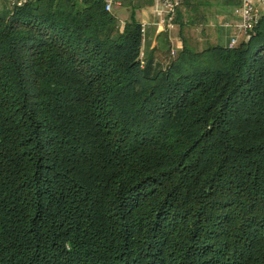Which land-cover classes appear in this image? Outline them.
<instances>
[{"label": "trees", "instance_id": "1", "mask_svg": "<svg viewBox=\"0 0 264 264\" xmlns=\"http://www.w3.org/2000/svg\"><path fill=\"white\" fill-rule=\"evenodd\" d=\"M128 3L0 0V264H264V13L196 50Z\"/></svg>", "mask_w": 264, "mask_h": 264}, {"label": "built area", "instance_id": "2", "mask_svg": "<svg viewBox=\"0 0 264 264\" xmlns=\"http://www.w3.org/2000/svg\"><path fill=\"white\" fill-rule=\"evenodd\" d=\"M33 1L36 0H10L11 5L16 7H23ZM104 3L106 11L111 12L113 7L118 4V1L104 0ZM181 3L182 0H155V12L160 14L159 27L163 28L165 26L171 30L175 29V12ZM235 13L239 18V23L232 25L236 31L230 42V46L232 47L236 46L241 38L249 37L261 15L264 13V0H240V5L235 10ZM225 26L231 27L229 24ZM172 54L175 55L176 51L174 50Z\"/></svg>", "mask_w": 264, "mask_h": 264}, {"label": "crops", "instance_id": "3", "mask_svg": "<svg viewBox=\"0 0 264 264\" xmlns=\"http://www.w3.org/2000/svg\"><path fill=\"white\" fill-rule=\"evenodd\" d=\"M118 1V0H117ZM155 1V0H154ZM219 2L216 4V6H218L217 8V13L218 15L214 17V19L212 21H210L209 25H207L208 27L211 26V28H215L217 29V31L215 32H210L208 33L207 30L209 29L207 26L205 29L206 32H205V43L206 42H209L211 44H214V45H217V44H220V45H227L229 43V40H230V35L232 34V32L227 29L226 26H224V24L226 23H232L231 20H234V23H238L239 21V18L235 15V9L232 7V6H226L225 5V0H218ZM193 2V1H191ZM121 3H118L117 5H120ZM215 4V3H214ZM129 5V3H128ZM127 5V7H128ZM122 6L123 5V0H122ZM226 7V9L224 8ZM154 8L155 6H152V7H141V9L138 12V20L139 22H141L142 24H145L147 25V30L149 31H154L156 28H157V25H156V18L154 16ZM141 12V13H139ZM229 12H233V15L234 16H229L227 17L226 13ZM216 22H217V25H216ZM176 33L173 35L174 37L175 36H178L179 38L176 39L177 37H175L173 41L174 44H176L179 48L182 47L183 45V38H182V31H181V27L179 25L176 26ZM186 33H184L187 37L188 33H187V30H185ZM159 33L158 30L156 32V34ZM210 34V35H209ZM158 35V34H157ZM204 40V39H203Z\"/></svg>", "mask_w": 264, "mask_h": 264}, {"label": "rangeland", "instance_id": "4", "mask_svg": "<svg viewBox=\"0 0 264 264\" xmlns=\"http://www.w3.org/2000/svg\"><path fill=\"white\" fill-rule=\"evenodd\" d=\"M190 1L191 0H186L185 2L183 1V3H181L180 7L177 8V10L175 12L174 19H177V15L178 14H181L182 15V18H180V16H179V18L182 21H184V22H186V21L188 22V20H189L188 18H189V14H190V13H188L189 12L188 10L190 9V5H188L187 2L190 3ZM208 1H210V3L213 4L214 7H215L214 16L215 15H218L216 4L219 1L218 0H208ZM118 3H121V4L120 5H115L113 7V9H112V13L117 14V16L120 18L119 21H120L121 27L123 29L124 26H125V22L127 21L129 15L131 13L132 8H131L130 5H128V7L127 6H122V0H118ZM123 3H124V0H123ZM140 9L141 8H137V10H136V19L137 20H138V16H137L138 15V12L137 11H139ZM154 10H155V8H154ZM139 13H141V12H139ZM154 16L156 18V25H157L156 30H158V32L160 34H166L167 33V35H168V37H169V39L171 41L174 40L175 37H177L176 39L179 38L178 37L179 35L178 36H175V37L173 36L176 33L175 31H176V28L177 27H175V29H173V30H171V29H169V27H165V26L163 28L162 27H159L160 14L154 11ZM143 25H145V24H143ZM177 25L178 24H176V26ZM216 25H217V22H216ZM208 28H209L208 30L206 29L208 33L217 31V29L211 28V26L208 27ZM202 29H203V27H196V26H192V27L187 26L186 29H185V30H187V33H188L187 37L189 38L190 46L191 47H194L196 50H203L206 47V45H207L205 43L206 37H204L206 35H205V32ZM202 33H204V34L202 35ZM182 34L184 35V32ZM183 35H182V38H183Z\"/></svg>", "mask_w": 264, "mask_h": 264}]
</instances>
